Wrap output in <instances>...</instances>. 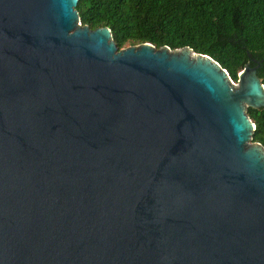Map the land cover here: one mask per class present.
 <instances>
[{
  "label": "water",
  "instance_id": "water-1",
  "mask_svg": "<svg viewBox=\"0 0 264 264\" xmlns=\"http://www.w3.org/2000/svg\"><path fill=\"white\" fill-rule=\"evenodd\" d=\"M79 0H0V264H264L259 64L120 49Z\"/></svg>",
  "mask_w": 264,
  "mask_h": 264
},
{
  "label": "trees",
  "instance_id": "trees-1",
  "mask_svg": "<svg viewBox=\"0 0 264 264\" xmlns=\"http://www.w3.org/2000/svg\"><path fill=\"white\" fill-rule=\"evenodd\" d=\"M83 25L108 26L120 49L150 42L207 54L238 82L246 64L264 84V0H79ZM264 145V107L248 108Z\"/></svg>",
  "mask_w": 264,
  "mask_h": 264
},
{
  "label": "rangeland",
  "instance_id": "rangeland-1",
  "mask_svg": "<svg viewBox=\"0 0 264 264\" xmlns=\"http://www.w3.org/2000/svg\"><path fill=\"white\" fill-rule=\"evenodd\" d=\"M234 83H237V82L234 81Z\"/></svg>",
  "mask_w": 264,
  "mask_h": 264
}]
</instances>
